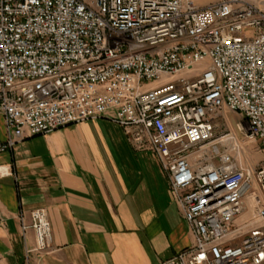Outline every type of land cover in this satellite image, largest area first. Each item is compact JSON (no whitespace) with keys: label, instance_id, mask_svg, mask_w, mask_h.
Wrapping results in <instances>:
<instances>
[{"label":"built area","instance_id":"obj_1","mask_svg":"<svg viewBox=\"0 0 264 264\" xmlns=\"http://www.w3.org/2000/svg\"><path fill=\"white\" fill-rule=\"evenodd\" d=\"M224 108L264 154V8L251 0H0V151L119 124L157 157L193 235L164 264H264V160L251 167L235 134L218 135ZM29 217L47 250V209Z\"/></svg>","mask_w":264,"mask_h":264},{"label":"crops","instance_id":"obj_2","mask_svg":"<svg viewBox=\"0 0 264 264\" xmlns=\"http://www.w3.org/2000/svg\"><path fill=\"white\" fill-rule=\"evenodd\" d=\"M7 139L0 114V140ZM47 209V250L19 214ZM194 243L170 181L110 118L27 137L0 151V264H164Z\"/></svg>","mask_w":264,"mask_h":264},{"label":"rangeland","instance_id":"obj_3","mask_svg":"<svg viewBox=\"0 0 264 264\" xmlns=\"http://www.w3.org/2000/svg\"><path fill=\"white\" fill-rule=\"evenodd\" d=\"M262 8H264V0H251ZM216 121L219 124L217 128L218 135L224 132H231L235 134L242 142L243 146V161L251 167H256L264 160V154L260 150L258 141H249L244 133L248 128L246 118L237 111L230 110L229 108L222 109L216 115ZM219 147L220 144H219Z\"/></svg>","mask_w":264,"mask_h":264}]
</instances>
